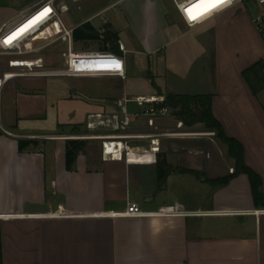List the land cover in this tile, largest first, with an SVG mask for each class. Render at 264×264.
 <instances>
[{
	"label": "crops",
	"instance_id": "obj_1",
	"mask_svg": "<svg viewBox=\"0 0 264 264\" xmlns=\"http://www.w3.org/2000/svg\"><path fill=\"white\" fill-rule=\"evenodd\" d=\"M42 1L0 4V12H6L0 28L14 24ZM141 1L150 9L155 0ZM248 7L247 3L236 5L193 28L184 24L175 7L165 21L168 13L162 8L161 22L147 12L144 35L138 21L126 17L128 26L117 28L119 37L127 36L135 51L162 56L161 66L147 68L146 90L128 85L132 70L125 59L124 79L83 77V100L68 98L70 83L65 81L51 85L47 94L40 90L17 92L12 101L0 98V264H264V213H253L264 206L254 203L246 174L232 176L223 186L211 183L231 176L234 161L214 133L200 123L179 128L180 120L173 114L156 117L158 135L153 137L158 151L150 150L156 144L146 138L144 147L131 145L140 152H131L128 158L107 159L102 153L89 158L83 151L66 169L62 136L70 132L21 131L15 112L18 99L39 97L42 102L32 115L45 116L52 108L61 113L55 122L61 127L88 118H120L117 102L125 98L210 94L213 116L224 133L241 144L244 164L259 176L264 195L262 91L254 95L242 76L243 70L264 59V38L254 35L251 46L232 49L226 32L244 21L260 35ZM89 16L83 22L91 23ZM112 20L116 27V17ZM153 23L158 24L159 34L150 32ZM174 30L178 32L172 37ZM36 83L44 84L43 80ZM71 104L81 110L79 119L71 117ZM124 106L134 126L145 129L128 133L153 131L142 113L146 105L129 100ZM165 121H171V126L163 127ZM188 135L191 138H184ZM20 139H36L39 144L19 151ZM157 158L174 168L164 182L157 180ZM131 202L146 213L176 203L184 213L119 215Z\"/></svg>",
	"mask_w": 264,
	"mask_h": 264
},
{
	"label": "rangeland",
	"instance_id": "obj_2",
	"mask_svg": "<svg viewBox=\"0 0 264 264\" xmlns=\"http://www.w3.org/2000/svg\"><path fill=\"white\" fill-rule=\"evenodd\" d=\"M14 0H0V4H11ZM113 1L117 0H57L58 6H60V12H62L63 7L64 11L60 13V19L65 25L66 28H74L80 23H83V19L87 16L91 15V23L92 25L98 29L100 32H103L106 29L105 25H108L112 28L113 31L117 32L119 37V28L127 27L128 22L126 17H130L138 21V24L141 29V33L144 35L145 31L148 32L147 29L144 28L143 24L145 21V14L148 12L149 17L153 15V18L156 22H161L160 16H163L161 10L162 8L166 10L168 14L163 16L164 21L167 20L174 10L173 3L171 0H155L152 2V7L150 9L146 8V2L141 0H126L122 3H118L115 5H110ZM249 17H252L258 9L251 3L249 4ZM98 12V13H97ZM97 13V14H95ZM129 13V14H128ZM6 15V12H0V19H3ZM147 15V14H146ZM116 17V27H112L113 20L112 18ZM129 18V19H130ZM160 18V20H159ZM21 19L17 20L15 23L19 22ZM14 24H10L13 26ZM249 24V23H248ZM244 24V21H240L232 24L228 27L226 32L230 33V42L231 48L240 47L244 48L246 44L251 46L252 39L255 37L264 38V33L257 34L252 29L251 25ZM8 26L7 28L11 27ZM122 27V29H123ZM116 28V29H114ZM118 28V29H117ZM150 32L154 31V33L159 34L160 28L157 23H153L151 25ZM6 29V28H5ZM149 32V33H150ZM178 30L173 31V35H177ZM257 34V35H256ZM176 40V39H174ZM232 40V41H231ZM119 41H121L125 48L128 49L125 54V59L128 61L132 73L127 79V83L134 90L143 91L149 87V83L147 81L146 73L147 68L155 69V66H161L162 56L159 53H152V55L148 56L147 53L142 51H135L132 46H130L127 42V36L122 33V39L119 37ZM155 42H160L159 38L155 39ZM234 43V44H233ZM66 42L61 40L58 37H48L47 39H39L32 43L31 49L29 52L23 56L28 60H36L40 59L42 61L43 67L41 68L43 71H59L64 68L65 57L64 54L66 52ZM248 45L246 47H248ZM72 50L74 52H83V51H97L101 49L102 43L100 41H87V42H71ZM108 46V45H106ZM175 46V44L173 45ZM163 48V47H162ZM164 50V49H163ZM16 56L11 54H0V74L5 72H11L13 77L10 78L3 86L1 90L0 98L7 97V100H13V96L17 92H38L42 91V93L47 94L51 85L54 83L60 82H68L69 87H67V96L73 100H83V93L80 95V84L83 85V77H61V76H45V77H35L31 75H27L28 73L24 69H10L8 67V60L14 59ZM36 69H33L35 71ZM56 77V78H55ZM39 80H43V86L38 85L36 82ZM65 81V82H64ZM88 81V80H85ZM82 82V83H81ZM12 97V98H11ZM261 103L264 105V90L261 93ZM42 100L39 97H35L33 99H18L16 110L11 107L10 110H15V112L20 116L18 121V127L21 131H37V132H49V133H58V132H70L69 134H64L62 138H74V137H85V138H75V139H84L86 140V147L84 149V154L89 158L98 157L102 153L101 142L99 136L103 135V133L114 134V133H123V132H131L134 129L137 131L145 130L142 126H134V119L130 121V124L126 128L125 131L121 129L115 130L117 126L116 121H120V118L115 120H107L105 118L101 119H86L80 120L79 123H73L71 125L64 126H55V122L58 120V115L61 113H57L54 109L50 108L47 110L45 116L36 117L32 114L37 111V107L39 108V104ZM71 117L77 116L79 119V115L81 110L76 106L71 104ZM172 114V113H171ZM169 114V115H171ZM168 116V115H167ZM57 118V120H56ZM75 118V117H73ZM76 119V118H75ZM76 121V120H75ZM92 122L91 127H87V123ZM164 124V125H163ZM163 127H170L171 121H165L162 123ZM135 127V128H134ZM90 131H89V129ZM74 129H77V133H72ZM154 131V130H153ZM157 131V130H156ZM133 133V132H132ZM190 135L184 138H191ZM192 136V135H191ZM128 145H135L144 147L147 144V139H125ZM176 141V140H175ZM182 141V140H180ZM184 142L193 141L191 139L183 140ZM141 152H144L142 150ZM228 160V159H227Z\"/></svg>",
	"mask_w": 264,
	"mask_h": 264
},
{
	"label": "built area",
	"instance_id": "obj_3",
	"mask_svg": "<svg viewBox=\"0 0 264 264\" xmlns=\"http://www.w3.org/2000/svg\"><path fill=\"white\" fill-rule=\"evenodd\" d=\"M175 9L182 18L184 24L193 28L199 26L216 15L224 12L236 5L247 3L253 4L258 11L251 17V21L255 29L259 33H264V0H226V2L219 4V6L213 8L212 10L206 12L203 15H199L201 9H193V14L197 15L198 18L191 19L186 9L191 7L197 2V0H171ZM46 10H48L46 12ZM32 22V23H30ZM30 23V24H29ZM28 25V26H26ZM26 26V27H25ZM25 27L24 31L14 36L10 37L20 28ZM72 29L66 28L63 22L60 19V13L55 5L54 0H44L39 3L32 11L27 13L21 18V20L15 23L9 28H0V54H11L16 56L14 59H9L7 64L10 69H24L28 73L27 75L35 77H45V76H63V77H104V76H114L121 79L125 78V54L127 49L124 44L118 40L117 46L120 53H115L110 50H97V51H83V52H74L72 50L71 37ZM36 37H42L36 39ZM48 37H58L61 40L66 42V52L64 54V68L59 71H43L42 61L40 59L28 60L24 58L29 50L31 49L32 43L39 39H47ZM31 63V65H28ZM118 65V66H117ZM33 69H36L33 71ZM13 77L11 72H5L0 74V96L1 90L4 84ZM129 100L136 102L139 105H146L143 115L146 117V124L148 127L152 128L150 133H114L108 135L99 136L102 140L101 149L102 155L107 159H123L130 156V152L137 153L140 152L133 148L131 145H128L125 139H142L149 138L151 139V144H156L154 147H150L152 152L158 151V141L155 140L153 136H157L158 132L155 125V118L160 116H166L172 113V109L165 105H162L164 102V97L162 96H145L138 97L133 99L125 98L122 101H118L117 105L121 109L122 116L120 121L116 115H113L110 119L117 122L115 130L121 129L125 131L128 125L130 124L131 118L125 110L124 103ZM98 118L99 116L96 115ZM101 119V118H98ZM92 122L87 123V127H91ZM182 122L177 123V127H182ZM169 134H181V133H169ZM165 135V134H164ZM75 138H85L83 137H74ZM120 141L123 143L124 148L121 151L118 157L113 155V152H108V145H111L112 142ZM114 148V150H116ZM229 171L232 173L233 169L230 168ZM182 212L179 209V206L175 203L173 205L163 206L158 208L156 212L146 213L143 212L137 203L131 202L127 205L125 212L120 213L119 215L125 217H142L148 214L157 215V216H174L181 215ZM255 214L264 213V210H258L253 212Z\"/></svg>",
	"mask_w": 264,
	"mask_h": 264
},
{
	"label": "trees",
	"instance_id": "obj_4",
	"mask_svg": "<svg viewBox=\"0 0 264 264\" xmlns=\"http://www.w3.org/2000/svg\"><path fill=\"white\" fill-rule=\"evenodd\" d=\"M105 26L106 29L100 32L90 22L80 23L72 28V40L74 42L100 41L102 43L100 51L110 50L120 53L117 46L119 40L117 32L113 31L110 26ZM242 76L254 95L264 90V59L256 61L243 70ZM211 98L210 94H167L162 105L170 107L173 110L172 114L174 117L186 126L200 123L204 129L212 131L217 141L225 146L227 156L234 161V170L231 176L217 178L211 183L223 186L228 183L232 176L240 173L246 174L250 182L254 203L264 206V195L261 192L260 178L244 164L241 144L234 138L228 137L224 133L220 122L213 116ZM86 143L84 139L64 140L66 169H71L77 155L84 151ZM38 144L39 142L36 139H20L17 141L19 151L27 148H36ZM155 167L158 182H164L167 175L174 169L164 159L159 158L156 160Z\"/></svg>",
	"mask_w": 264,
	"mask_h": 264
},
{
	"label": "snow or ice",
	"instance_id": "obj_5",
	"mask_svg": "<svg viewBox=\"0 0 264 264\" xmlns=\"http://www.w3.org/2000/svg\"><path fill=\"white\" fill-rule=\"evenodd\" d=\"M226 2V0H197L195 4H193L191 7L186 9L187 13L189 14V17L191 19L198 18L197 15L193 14V9H201L199 11V15H203L206 12L212 10L213 8L219 6V4ZM48 10H46L47 12ZM118 66V65H117Z\"/></svg>",
	"mask_w": 264,
	"mask_h": 264
},
{
	"label": "bare ground",
	"instance_id": "obj_6",
	"mask_svg": "<svg viewBox=\"0 0 264 264\" xmlns=\"http://www.w3.org/2000/svg\"><path fill=\"white\" fill-rule=\"evenodd\" d=\"M30 23H32V22H30ZM30 23H29V24H30ZM26 26H28V25H26ZM26 26H25V27H26ZM25 27H22V28L18 29V30H17V31H16V32L10 37V39L13 38L14 36H17V35L21 34V33L24 31ZM38 38H42V37H36V39H38ZM28 65H31V63H29ZM117 146H118V148H117L116 150H114V148H116ZM123 148H124L123 143H121L120 141H115V142H112L111 145H108V152H109V153H110V152H113V155H114L115 157H118V156L120 155L121 151L123 150ZM130 154H131V152H130Z\"/></svg>",
	"mask_w": 264,
	"mask_h": 264
},
{
	"label": "water",
	"instance_id": "obj_7",
	"mask_svg": "<svg viewBox=\"0 0 264 264\" xmlns=\"http://www.w3.org/2000/svg\"><path fill=\"white\" fill-rule=\"evenodd\" d=\"M64 139H73V138H64Z\"/></svg>",
	"mask_w": 264,
	"mask_h": 264
}]
</instances>
